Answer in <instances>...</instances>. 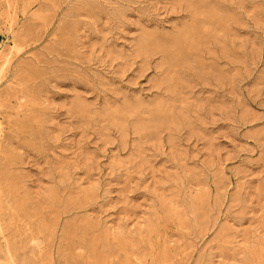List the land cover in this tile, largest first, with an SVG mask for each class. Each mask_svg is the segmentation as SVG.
I'll return each instance as SVG.
<instances>
[{"label":"rangeland","instance_id":"1","mask_svg":"<svg viewBox=\"0 0 264 264\" xmlns=\"http://www.w3.org/2000/svg\"><path fill=\"white\" fill-rule=\"evenodd\" d=\"M0 264H264V0H0Z\"/></svg>","mask_w":264,"mask_h":264}]
</instances>
